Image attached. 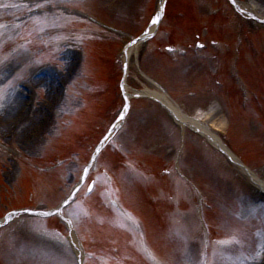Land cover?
Masks as SVG:
<instances>
[{
	"label": "rangeland",
	"instance_id": "obj_1",
	"mask_svg": "<svg viewBox=\"0 0 264 264\" xmlns=\"http://www.w3.org/2000/svg\"><path fill=\"white\" fill-rule=\"evenodd\" d=\"M147 1L150 0H77L72 2H66L65 0L59 2V6L68 11L70 9H80L79 12L84 13H80L81 15L96 21L95 24L91 23L98 26V29L95 27V31L101 30L102 32L101 39H99L101 34L98 31L95 34L98 39H96L97 37L92 38L89 43L83 44L82 48L73 49L76 50L73 53L74 59H71V55L65 54L67 52L61 56L62 61L65 63L64 70L61 73H69L70 78L78 77L77 85L72 90L73 94L84 89L88 90L90 79H93V84L99 86V89L92 88L94 91H100V87H103L106 82L113 85L114 81L110 80L112 78L110 75L113 70L121 71V64L118 61L121 58L125 44L129 43L131 38L139 37L146 30L148 20L152 17V14H149L148 18H145L146 22H143V17H141ZM156 1L153 0L155 10L157 7ZM181 1L185 3L173 1V6L169 10L171 17L168 18L166 25L162 27L170 33H164L161 40L164 38V40H167L168 37L172 36L176 29L175 24L178 21L186 22L185 20H177L175 17L178 10L183 8L181 5H184L185 8H192L197 13V20L193 19L192 23L186 25L187 28L193 25L192 34L189 33L190 36L184 34L185 27L183 26V30L180 32L183 35L172 38L175 39L177 45H185V37H187L189 43L186 45L193 46L194 34L197 31L196 27L201 28L196 34L206 43L211 40L233 41L235 37L232 34L236 31L241 33L240 29L248 31L250 36H255L257 30H261L250 21L244 19L238 21L230 9L226 10L221 7L224 6L223 4H218V0ZM241 1L244 5H248L249 0ZM196 3L200 5L201 10L198 11L195 8ZM250 5L254 8V11L259 13V17H264V10H260L254 3H250ZM224 7H227L226 4ZM72 15L78 19L82 18L75 12ZM212 16L217 17L212 18ZM168 34L169 36H167ZM226 35L228 40L225 39ZM159 44L161 45L162 42ZM146 48L140 46L136 55L141 56L142 53L150 51V47ZM216 53L220 54V50L216 49ZM47 56L45 53L41 54L44 60L37 66L50 64ZM156 56L157 58H153L147 65L146 75L161 81L162 85L169 91L172 99L180 102L189 116L203 115L205 123L215 129L214 133L225 141L227 147L242 159L245 165L253 170L256 175L264 178V117L261 115L260 109L258 110V106L254 105L248 112H243L240 110L239 99L236 98L235 101L230 98L225 99L223 90L218 91L217 96L210 93V89L213 88L212 85L210 87L208 85H210L214 76L210 74L215 72L212 69V63L207 64L208 71L204 72L198 65L188 62L189 59L171 63L165 57ZM137 64L138 59L134 57L129 67L128 84L130 87L128 92L130 95L134 92H144L147 86L154 89L139 74L136 69ZM244 66L247 68L246 65ZM249 67L248 65V69ZM84 70L87 71L86 75L83 74L85 73ZM15 71L14 63L8 64L0 70V219L8 211L25 207L29 201L35 207H49L50 209L58 207L68 193L66 182H71L72 178L74 179L73 176L76 178L77 171L65 170L64 166H60L59 170L52 173L47 171L34 172L39 169L36 167L38 165H34L32 161L47 157L51 162H47L50 167L53 165L52 154L56 153L64 157V151L61 150L65 148L63 146L74 150L77 147L74 143L75 140L84 133L91 134L92 138L97 141L119 119L124 102L116 88L102 96L89 99L87 103L90 108V116H87L82 123L75 125L73 118H63L65 114L59 110V106L63 104L64 90L60 89L61 95L55 96L57 95L55 89H58L57 80H54L53 91V88L47 91V78L32 80L31 84L35 85L33 89L35 93V110L33 114H26L21 120H18L17 117L24 107L25 97L19 93L17 87L7 86L11 78H15ZM59 75L62 79L64 78L63 75ZM24 76L25 74L22 77ZM217 76L220 81L225 82L227 80L225 67L224 70L219 69ZM117 78L118 80L121 79L120 74L117 75ZM5 83H7L6 86H4ZM192 93H196L197 97L190 98L189 96ZM77 100L79 99L77 98ZM15 101H17V105L13 108L11 105ZM132 101H134V111L128 122V133L121 137V141L125 144L126 151L131 155V161L134 163L140 162L148 172L157 174V179L156 181L147 182L149 189L143 190V187L146 186L141 184L142 181L126 175L120 169L122 167L119 166V162L122 161L120 157L109 158L107 154L102 163L103 166L111 170L115 164V168L111 172L118 177L117 179H119L124 193L130 192L132 199L141 203L151 199L156 202L155 207L149 206L147 202L148 211L142 212L132 202L129 201L126 204L130 208L135 207V213L139 214L145 222L151 234V243L154 248H157L163 257L172 261L170 256L161 249V246L165 247L168 251H173L177 256L176 258L181 261V253L185 250L184 244L177 240L178 238L174 234L175 222L179 219L175 213L180 214V211L168 214L170 211L163 206L165 203L162 204L159 200L166 194L168 197H173V211L181 206L185 208L183 213L199 214V198L193 192V188L190 189L187 185L182 184L175 173L172 176L165 175L167 178L161 174L162 170L171 166L173 156L176 155L174 148L179 149L182 140L181 133L175 131L169 134L168 129L164 127V122L159 123L157 121V110L161 109L153 102L146 99H133ZM4 104L5 107L7 104V107L3 110ZM48 106L49 108H47ZM9 107L10 112H8ZM107 109H110L114 114H110L109 117ZM161 114L163 119L164 113L161 112ZM261 117L262 119H260ZM7 119H10L8 123L6 122ZM63 128L66 131L68 130L67 133L73 130L72 136L74 137L57 141ZM221 132L228 135L223 136ZM187 136V161L184 164V174L194 181L199 189L204 191L207 198L206 207H208L207 203L212 206V209L206 214L209 226L212 227L214 234L217 233L219 236L224 233L227 235L235 232L241 234V243L245 249L251 250L246 252L247 255H250L249 258L258 259L264 250V208H256L245 200V196L250 193L246 187L248 181L243 176L239 177V182L245 184V189L240 186V189L236 191L237 195H233V189L236 190L239 183H235V187L229 183L227 177L235 172L229 160L226 157L219 156L218 158L214 153L211 154L209 148L206 145H201V140L195 137L192 132H188ZM175 137L178 139L177 143L174 140ZM57 146L61 147L58 148ZM87 146L79 148L82 153L81 156L86 159L89 155ZM201 147H206L208 151L199 150ZM65 154L69 156L71 153L67 152ZM78 163L79 161L74 165L77 166ZM44 169L45 167L42 168V170ZM184 195H187V199L184 198ZM88 203L95 208L96 212L97 203L94 200H89ZM84 209L85 207H81L75 213L82 212ZM134 209L132 208L133 211ZM189 210L190 213L187 212ZM106 211L101 210L99 215L96 216H94L96 213L91 211L94 214V219L93 221H87L88 223H85V220L76 219L83 244L93 250L96 249V252L105 256L104 258L108 263H129L128 255L132 257V260L139 261L135 256V246V252L133 249L129 250L128 248V242L133 238L113 230V227L110 226V218L107 215L109 212ZM235 214H239L238 217ZM101 220H105V222ZM155 226L162 230V236L157 241L156 236L151 231V228ZM56 227L58 226L56 225ZM21 228V233L27 232L25 227ZM187 228L190 232V227L187 226ZM62 233L68 235L64 230ZM106 234H108V237H104ZM117 236L118 239H116ZM3 242V248L7 246L14 248V245L18 246L16 243H22L17 242L12 237L7 239L5 237ZM96 242L102 245L103 248L99 246L96 248ZM50 244L42 241L38 246L35 244L34 249L37 252L35 257L24 254L22 249L18 252L13 249L12 252H9V256H5L4 259L0 260V264H75L70 254L65 253L63 250H59L58 254L54 253L55 249L52 246L54 244ZM115 248L120 250L118 255L121 257L127 255L125 263L123 262L125 259L121 263L114 262L109 257H113L112 253ZM188 263L187 260L184 261V264ZM227 263L234 264L232 261ZM227 263L215 262V264Z\"/></svg>",
	"mask_w": 264,
	"mask_h": 264
},
{
	"label": "bare ground",
	"instance_id": "obj_2",
	"mask_svg": "<svg viewBox=\"0 0 264 264\" xmlns=\"http://www.w3.org/2000/svg\"><path fill=\"white\" fill-rule=\"evenodd\" d=\"M256 6L259 7L260 10H264V0H251ZM137 48H133L129 51V54H128V57H126V60L127 58H131V56L133 55V53H135L137 50ZM143 95H150V96H153V97H157L160 99V101L162 103H164L165 105L169 106V108L173 111V113L176 115L177 119L179 120V124H180V127L186 131V129H193V130H199L200 133L202 135H204V137H207L209 139V141L211 142V144L219 149H221L222 151H224V145L223 143L217 138V136L213 135L212 133L209 132V130H207L205 127H201V124L200 122H198L197 120H194L192 121V119H187L179 110H177L176 108L172 107L171 106V102L168 100V98L162 94H160L158 91L155 93V92H151V91H147L145 92ZM17 105V101L13 102V104L11 105V107H16ZM6 107H7V104H6ZM5 107V108H6ZM12 108V109H13ZM8 112H10V107L8 108ZM8 114V113H7ZM9 116V114H8ZM11 119V118H10ZM10 119H7V123L9 122ZM30 123H33V122H30ZM227 153V155L229 157L232 158V160L238 165L240 162L237 161L236 159L233 158V156H230L231 153L228 151V150H225ZM244 170V169H243ZM248 173L245 172V174H248L249 177H251L253 174L247 170ZM261 190L264 191V185H261L260 186ZM127 200L132 202V204H134L135 206H137L139 209H143V207L141 206V204L139 203V201H136L134 199H132L131 195H127Z\"/></svg>",
	"mask_w": 264,
	"mask_h": 264
},
{
	"label": "snow or ice",
	"instance_id": "obj_3",
	"mask_svg": "<svg viewBox=\"0 0 264 264\" xmlns=\"http://www.w3.org/2000/svg\"><path fill=\"white\" fill-rule=\"evenodd\" d=\"M48 4H51L52 7H56V4H55V0H46V2H40V3H37L36 4V7L37 8H46L48 6ZM3 6H7V5H3ZM153 23H157L156 20L153 21ZM0 27H3L2 25H0ZM121 119H123V117H121ZM85 172H87V169H85ZM92 189L89 188V191H91ZM48 214V213H46ZM221 243L223 244H233V243H238V241L233 237L231 239H227V240H224V241H221Z\"/></svg>",
	"mask_w": 264,
	"mask_h": 264
}]
</instances>
